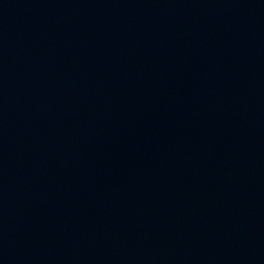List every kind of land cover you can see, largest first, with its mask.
Wrapping results in <instances>:
<instances>
[{"label":"water","instance_id":"water-1","mask_svg":"<svg viewBox=\"0 0 264 264\" xmlns=\"http://www.w3.org/2000/svg\"><path fill=\"white\" fill-rule=\"evenodd\" d=\"M0 144L150 189L264 253V0H0Z\"/></svg>","mask_w":264,"mask_h":264}]
</instances>
